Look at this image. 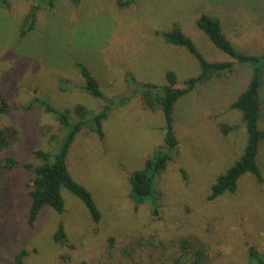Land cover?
<instances>
[{"label":"rangeland","instance_id":"obj_1","mask_svg":"<svg viewBox=\"0 0 264 264\" xmlns=\"http://www.w3.org/2000/svg\"><path fill=\"white\" fill-rule=\"evenodd\" d=\"M0 6V92L13 110L0 115V128L19 130L8 149L21 164L38 165L36 150L55 151L53 136H63L59 121L42 107L25 109L36 95L57 108L83 104L99 111L102 102L88 94L76 68L85 63L108 98L132 97L115 106L104 122L105 138L83 130L68 157L76 180L90 189L102 212L94 224L80 199L62 190L66 210L45 209L33 227L27 223L26 184L33 174L19 167L0 180V264H167L181 256V242L200 240L209 264H248L247 244L264 253V181L242 177L239 190L210 202V187L242 153L246 132L232 103L245 89L251 67L236 63L224 79L196 88L177 108L179 151L157 179L159 214L150 202L131 197L130 175L163 144V119L146 112L138 83L164 85L173 71L180 86L199 73L198 61L185 49L155 34L177 23L210 61L230 58L197 27L201 13L218 17L240 49L264 51V0H8ZM40 6L35 30L22 38L32 6ZM131 75V77H130ZM132 77L135 79H132ZM69 84L60 88V81ZM69 86V87H68ZM260 127L264 129V87ZM234 127L229 133L223 128ZM259 164L264 177V142ZM62 222L69 242L53 234Z\"/></svg>","mask_w":264,"mask_h":264},{"label":"trees","instance_id":"obj_2","mask_svg":"<svg viewBox=\"0 0 264 264\" xmlns=\"http://www.w3.org/2000/svg\"><path fill=\"white\" fill-rule=\"evenodd\" d=\"M80 0H73L78 3ZM49 8H55V0H42ZM0 6L10 8L8 0H0ZM40 6H32L23 26L20 36L26 37L32 33L38 23ZM197 27L209 38L213 45L226 54L230 60L210 61L198 49L195 42L187 36L182 28L175 23L169 30L156 31L165 43L185 48L199 64V73L189 76L180 86L177 75L173 71L166 73V83H138L139 100L146 112L160 114L163 119V144L154 149L145 165L134 170L130 175L131 197L137 205L150 202L154 215L159 214L157 179L166 171L169 163L179 151L180 139L176 127L177 108L182 99L192 94L196 88L224 79L225 74L235 71V64H247L251 67V77L245 89L232 103L233 109L241 114V120L246 132V142L242 153L221 174L210 187L208 200L216 201L226 194H235L239 190L242 177L253 176L262 183L263 172L259 164V154L264 142V129L260 127L262 116V91L264 87V51L251 53L240 49L224 32L221 20L208 13H201L196 20ZM76 68L84 80L83 89L103 104L99 111L88 109L83 104H77L73 110L57 108L49 99L36 95L24 105L30 110L34 106L42 107L52 114L60 123L63 136H53L55 151L36 150L34 155L41 163L21 164L9 154L8 149L19 140V130L12 126L0 128V180L12 174L14 170L23 167L33 174L31 182L26 184L29 200L27 223L33 227L45 209H51L57 214L66 210L63 189L82 201L88 215L94 224L102 221V212L95 200L94 194L84 184L78 182L68 165V157L72 146L83 130L96 134L101 140L105 138L104 122L108 120L113 107H124L131 102L132 97L108 98L101 89L100 83L89 67L83 62H77ZM131 77V75H130ZM132 79H134L132 77ZM135 80V79H134ZM69 83L61 80L60 88L66 90ZM69 87V86H68ZM13 106L0 92V115H8ZM235 130L234 127L223 128L225 133ZM53 241L65 246L69 239L65 226L59 223L53 234ZM181 256L167 264H209L206 245L200 240L181 242ZM248 264H264V253L254 245L247 244ZM26 250H21L14 258V264H24Z\"/></svg>","mask_w":264,"mask_h":264}]
</instances>
